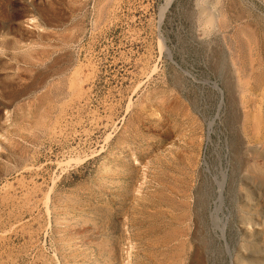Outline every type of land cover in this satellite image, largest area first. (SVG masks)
<instances>
[{"label": "rangeland", "instance_id": "obj_1", "mask_svg": "<svg viewBox=\"0 0 264 264\" xmlns=\"http://www.w3.org/2000/svg\"><path fill=\"white\" fill-rule=\"evenodd\" d=\"M263 78L264 0H0V264H264Z\"/></svg>", "mask_w": 264, "mask_h": 264}, {"label": "bare ground", "instance_id": "obj_2", "mask_svg": "<svg viewBox=\"0 0 264 264\" xmlns=\"http://www.w3.org/2000/svg\"><path fill=\"white\" fill-rule=\"evenodd\" d=\"M216 3V2H215ZM203 7V6H202ZM240 8H242V7H240ZM205 13H204V15H203V21H204V25L205 26H213L214 24V16L215 15H213V12L212 11H210V10H206V11H204ZM226 12V11H225ZM243 14V13H242ZM241 15V14H240ZM237 16V15H236ZM263 19V18H262ZM260 20V19H259ZM231 21V20H230ZM246 23V22H245ZM255 23V22H254ZM254 25V24H253ZM241 26H242V24H241ZM208 27H206V28H208ZM216 27V26H215ZM250 27V26H249ZM253 28V27H252ZM258 28V27H257ZM209 30V29H208ZM255 31V30H254ZM207 32V31H206ZM257 39V38H256ZM259 42V41H258ZM259 52V51H258ZM262 57V56H261ZM251 64V63H250ZM251 66V65H250ZM251 69V68H250ZM261 75V74H260ZM254 78V77H253ZM260 78H262V77H260ZM256 79V78H255ZM244 80V79H243ZM253 81V80H252ZM263 84H264V78L262 79V81H261ZM71 83V82H70ZM248 84V83H247ZM259 86H261V85H259ZM264 88V87H263ZM262 89V88H261ZM248 93V92H247ZM262 93V92H261ZM262 95V94H261ZM247 100V99H246ZM260 100V99H259ZM256 111V110H255ZM249 113V112H248ZM252 117V116H251ZM259 119V118H258ZM256 121V120H255ZM196 250V249H195ZM197 252V251H196ZM195 255V254H194ZM195 257V256H194ZM196 258V257H195ZM203 261V260H202ZM200 262V261H199Z\"/></svg>", "mask_w": 264, "mask_h": 264}]
</instances>
